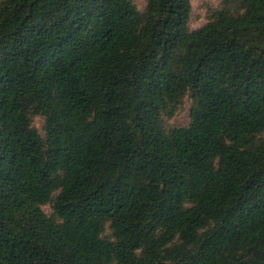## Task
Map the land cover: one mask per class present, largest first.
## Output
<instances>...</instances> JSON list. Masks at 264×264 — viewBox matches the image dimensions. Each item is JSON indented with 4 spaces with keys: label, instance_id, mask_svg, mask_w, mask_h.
Instances as JSON below:
<instances>
[{
    "label": "trees",
    "instance_id": "1",
    "mask_svg": "<svg viewBox=\"0 0 264 264\" xmlns=\"http://www.w3.org/2000/svg\"><path fill=\"white\" fill-rule=\"evenodd\" d=\"M192 11L0 0V264H264V0Z\"/></svg>",
    "mask_w": 264,
    "mask_h": 264
},
{
    "label": "rangeland",
    "instance_id": "2",
    "mask_svg": "<svg viewBox=\"0 0 264 264\" xmlns=\"http://www.w3.org/2000/svg\"><path fill=\"white\" fill-rule=\"evenodd\" d=\"M139 9H144L147 0H132ZM222 0H192L193 11L190 20V27L193 30H198L208 23V8L212 7L214 9L220 7ZM190 101L186 100L181 111L170 120L169 124L171 126L185 127L190 124ZM37 128L40 130L41 134L44 135L42 130L43 119L39 118L36 122ZM44 211L47 214H51L52 210L50 207H45Z\"/></svg>",
    "mask_w": 264,
    "mask_h": 264
}]
</instances>
